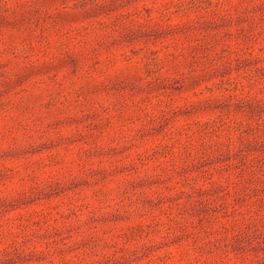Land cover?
Wrapping results in <instances>:
<instances>
[{"label":"rangeland","instance_id":"obj_1","mask_svg":"<svg viewBox=\"0 0 264 264\" xmlns=\"http://www.w3.org/2000/svg\"><path fill=\"white\" fill-rule=\"evenodd\" d=\"M0 264H264V0H0Z\"/></svg>","mask_w":264,"mask_h":264}]
</instances>
